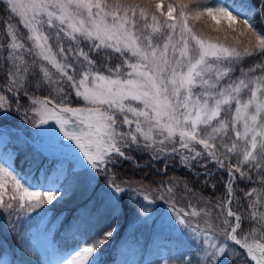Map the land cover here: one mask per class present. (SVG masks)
Here are the masks:
<instances>
[{
	"label": "snow or ice",
	"instance_id": "obj_1",
	"mask_svg": "<svg viewBox=\"0 0 264 264\" xmlns=\"http://www.w3.org/2000/svg\"><path fill=\"white\" fill-rule=\"evenodd\" d=\"M0 6V117L23 115L33 129L24 135L0 128V216L13 218L9 230L24 256L37 249L21 221L37 218L35 231L52 258L30 264H100L115 225L89 231L92 208L81 209L64 226L61 244L55 234L63 217L51 219V209L82 184L94 191L98 173L107 177L97 196L110 215L127 210L130 227L190 239L179 264H264V0ZM249 59L256 63L244 68ZM20 152L28 171L15 166ZM132 152L161 162L162 176L178 158L213 190V177L226 173L224 192L212 200L176 177L123 180L111 169L134 163ZM181 192L189 199L177 207ZM157 193L170 212L157 211ZM193 218L204 227L193 226Z\"/></svg>",
	"mask_w": 264,
	"mask_h": 264
},
{
	"label": "rangeland",
	"instance_id": "obj_2",
	"mask_svg": "<svg viewBox=\"0 0 264 264\" xmlns=\"http://www.w3.org/2000/svg\"><path fill=\"white\" fill-rule=\"evenodd\" d=\"M223 22L227 24L226 21L223 20L222 23ZM252 64L254 63L248 64L247 62L242 66L244 68H248ZM73 106H76V104H74ZM19 117H20V119H18L19 123L21 122L23 125L26 126L27 121L25 120L24 116L19 115ZM0 128L7 129L4 126H0ZM26 128L27 131L22 127H18L15 129L10 128V131L8 132L10 134L22 133L24 135H30L33 132L32 126L29 124L26 126ZM177 160L179 161L178 158ZM24 171H28V169ZM33 173L37 174L35 173L34 167H33ZM105 181L106 180H104L102 183L101 180L98 179L93 181V183L96 185L94 191L88 190L82 184L80 188L71 192L69 195L76 192L79 201H81L84 197L88 195L91 196V199L93 198L95 200H99L97 193H100L103 190ZM251 186L252 185H249V187ZM244 190L246 191L247 189L245 188ZM159 195L160 194H158V196ZM176 198L178 200L177 207H184L189 199V197L179 193H177ZM63 201H61L59 204H56L51 209V213H52L51 219L53 221L56 220L57 216H61L63 214L64 212V209L62 208L64 205ZM192 202L196 203L195 200H193ZM159 203L161 202H159V199L157 197L156 206L158 212L171 211L167 207L168 204L167 200H165L164 203H161L162 205ZM9 219H13V218L8 217L7 214H5L4 216H0V244L5 249L0 254V264H21V261H25L26 263L30 264V262H33V260L29 257L24 259V255L21 252V247L18 246L19 237L14 232H11L9 230V225H8ZM132 221L133 219H131L128 223L124 224V227H122L120 235H118V237H117V233L115 235L122 246V252L119 258V264H164L165 261H170V264H176V259L172 258L173 252L181 253L182 251H184L185 248L190 246V239L186 238L185 236H180L179 234L174 233L170 237L169 236L158 237L154 231V228L151 226L137 224L130 227ZM21 222L24 224V227L23 229H21V231H28L30 243H35V247L37 251H33L32 253H35L41 259H51L52 252L48 246L47 239L44 237L43 234L35 231L37 227V218L34 217L32 220L29 221L25 217ZM197 224H199L200 227H204L203 220L199 218H193L192 225L196 226ZM189 237H190V233H189ZM143 254H144L143 259L142 260L139 259V257L142 256ZM104 255H105V251H102L100 256L97 258L100 261V264H102V258L104 257ZM231 258L232 257H229V259ZM41 259L37 261H40ZM233 264H243V260L240 261L234 260Z\"/></svg>",
	"mask_w": 264,
	"mask_h": 264
},
{
	"label": "trees",
	"instance_id": "obj_3",
	"mask_svg": "<svg viewBox=\"0 0 264 264\" xmlns=\"http://www.w3.org/2000/svg\"><path fill=\"white\" fill-rule=\"evenodd\" d=\"M248 2L251 4V3H254V0H248ZM3 19H4V14L0 13V21H3ZM222 21H220V24L222 26H226V23L224 22L222 23ZM13 23H16V21L14 20ZM2 27H3V24L0 23V28ZM21 31H23V29H21ZM114 63H119V61L114 60ZM251 63H256V61L249 59L248 64H251ZM0 75H2V73H0ZM2 82L3 81L0 80V83ZM36 95L38 96L47 95V92H44V93L37 92ZM22 103L26 104L27 101H22ZM18 119H20V117L17 116L15 113H13L12 115L0 117V124L11 125V126H23L21 122L19 123ZM27 125L29 124L27 123ZM129 155L133 158L134 163L132 161H121L118 167L111 169V171L117 173L120 176V178L123 180H127V179H131L135 181L143 180L145 184H151L153 180H156V181H159L161 179L167 180L169 177H176V178H179V179H182L188 182L190 187L193 188V190L197 193V195H200L204 198H208L212 200L217 199L224 192L223 184L220 183V181L222 177L224 179H227L226 173L218 172L215 175V177H213L210 183H217V188L213 190L211 187L203 184V181H204L203 175H200L199 177L194 176L192 172H189L187 168L182 167L179 164L178 160L175 164L171 165L168 168L167 176H162L158 174L157 170L161 169L163 164L161 162L152 160L150 157V154L142 153V152H132V153H129ZM14 163L18 168L25 169V167L28 165V161L25 159L24 152L19 153L18 157L15 158ZM145 164H147L148 166L145 167L144 166ZM214 168H215V165H212V164L209 165V170H213ZM193 171L201 172V169L199 167H196L194 168ZM104 176L105 175L100 174V176L98 177V180H101ZM105 178L107 177L105 176ZM105 178L101 180V183L104 180H106ZM153 187H155V185H153ZM239 187L242 190L246 188L244 183L239 184ZM158 194L159 193L155 194L156 197H158ZM179 194L184 195V193L182 192ZM92 201L93 200H91L90 197H86L83 201H79L76 192L66 198V202L67 203L69 202L68 209H67L68 212L65 213L63 217L64 223L60 225L61 230L58 233L59 243L63 244L62 236L64 232V226L74 218V216L78 213L79 208L81 209L90 208V207L92 208L93 220L90 224L85 225L86 227H88L89 231L107 230L109 226H113V225H115L118 228L120 224H123L125 220L128 219L130 215H132V212L127 211V210L120 211V214L117 216L110 215L107 211L101 208V201H98L97 203H94ZM159 202L164 203L165 200L164 201L159 200ZM93 205H95V207H92ZM97 209H100V211L97 212L96 211ZM244 228L245 230L248 229L247 223H245ZM110 240L107 242V244L103 248V249H108V252L104 258V262L106 264H111V262H113L115 258L118 256V249H117L118 247L116 244H112L111 246H109ZM1 246H0V251L2 250ZM179 256H180L179 252L178 253L173 252L172 258L176 259L177 264H179ZM226 264H228L227 261H226Z\"/></svg>",
	"mask_w": 264,
	"mask_h": 264
}]
</instances>
